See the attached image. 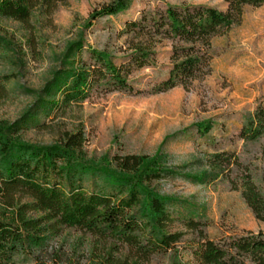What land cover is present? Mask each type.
<instances>
[{
    "label": "trees",
    "instance_id": "16d2710c",
    "mask_svg": "<svg viewBox=\"0 0 264 264\" xmlns=\"http://www.w3.org/2000/svg\"><path fill=\"white\" fill-rule=\"evenodd\" d=\"M63 1L0 0V20L25 23L35 12L47 18ZM223 1L224 9L171 3L141 11L119 32L130 40L118 64L112 55L89 46L84 50L87 62L81 38L66 47L61 66L36 92L30 107L20 118L0 125V264H140L164 254L171 264H186L178 260L181 248L191 255L189 264H264V232L208 238L204 222L188 213L187 200L161 193L153 185L178 176L197 184L225 180L264 224V98L256 101L236 135L259 144L246 156L223 150L171 166L160 151L114 153L97 165L84 159L86 136L79 128L58 129L50 145L18 140L27 129L47 128L45 119L86 99L93 89L141 93L128 76L153 60L154 48L163 40L170 45V68L166 78L146 92L189 87L209 71L213 39L239 24L245 7L264 5V0ZM129 5V0H112L94 8L86 27ZM5 42L0 36V57ZM212 124L206 119L193 126L206 137ZM87 174L100 176L102 184L87 188ZM173 226L180 228L172 230ZM71 231L95 241L83 252L66 238Z\"/></svg>",
    "mask_w": 264,
    "mask_h": 264
},
{
    "label": "rangeland",
    "instance_id": "374dc122",
    "mask_svg": "<svg viewBox=\"0 0 264 264\" xmlns=\"http://www.w3.org/2000/svg\"><path fill=\"white\" fill-rule=\"evenodd\" d=\"M110 1L65 0L47 18L35 12L25 23L0 20V36L6 41L0 57V125L20 118L30 107L36 92L61 66L71 42L84 40L82 57L87 62L84 50L89 46L112 55L118 64L123 62L130 40L119 32L126 20L137 19L141 11L164 9L171 3L205 4L220 9L226 6L223 0H129L124 12L96 18L92 26L86 27L94 8ZM242 15L239 24L213 39L209 71L189 87L178 85L164 92H146L165 79L170 68L171 49L169 42L163 40L155 46L153 60L128 76L141 93L93 89L86 99L45 119L47 128L27 129L18 140L34 146L50 145L57 140L58 129L79 128L86 136L84 159L97 165L104 162L107 154L114 153L152 155L160 151L171 166L184 165L216 151L253 154L259 144L244 142L236 135L256 101L264 98V5L245 7ZM206 119L213 124L203 137L193 124ZM85 176L87 188L103 182L100 176ZM153 185L161 193L187 200L188 213L204 222L208 238L241 231L264 232V224L253 217L240 192L225 180L197 184L178 176ZM80 235L71 231L66 238L84 252L95 240ZM180 251L178 260L191 263L189 251ZM140 264L171 262L164 254L153 255Z\"/></svg>",
    "mask_w": 264,
    "mask_h": 264
}]
</instances>
